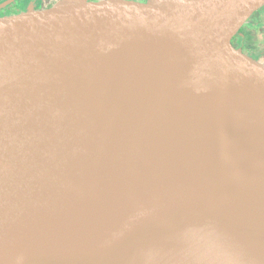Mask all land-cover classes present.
<instances>
[{
    "label": "water",
    "instance_id": "1",
    "mask_svg": "<svg viewBox=\"0 0 264 264\" xmlns=\"http://www.w3.org/2000/svg\"><path fill=\"white\" fill-rule=\"evenodd\" d=\"M264 0H61L0 18V254L264 264Z\"/></svg>",
    "mask_w": 264,
    "mask_h": 264
},
{
    "label": "flooded vegetation",
    "instance_id": "2",
    "mask_svg": "<svg viewBox=\"0 0 264 264\" xmlns=\"http://www.w3.org/2000/svg\"><path fill=\"white\" fill-rule=\"evenodd\" d=\"M61 0H0V18L29 11H45ZM102 1V0H90ZM147 3L150 0H126ZM233 45L253 60L264 65V7L257 11L233 39Z\"/></svg>",
    "mask_w": 264,
    "mask_h": 264
},
{
    "label": "bare ground",
    "instance_id": "3",
    "mask_svg": "<svg viewBox=\"0 0 264 264\" xmlns=\"http://www.w3.org/2000/svg\"><path fill=\"white\" fill-rule=\"evenodd\" d=\"M30 253L26 250H17L0 254V264H25L24 260ZM123 264H219L194 256L177 254L174 252L150 251L139 252L126 256Z\"/></svg>",
    "mask_w": 264,
    "mask_h": 264
}]
</instances>
